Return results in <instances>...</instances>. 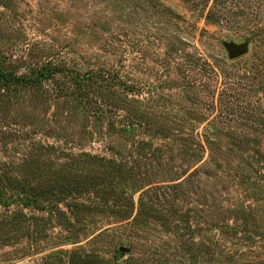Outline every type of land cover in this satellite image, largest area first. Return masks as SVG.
Wrapping results in <instances>:
<instances>
[{
    "label": "trees",
    "instance_id": "1",
    "mask_svg": "<svg viewBox=\"0 0 264 264\" xmlns=\"http://www.w3.org/2000/svg\"><path fill=\"white\" fill-rule=\"evenodd\" d=\"M262 2L213 0L207 24L224 29L238 12L264 14ZM250 30L255 37L249 33V40L264 44V25ZM111 46L109 53L125 52L123 45ZM84 56L23 59L22 72L7 67L11 56H0V96L37 92L35 108L53 110L62 143L60 150L33 147L42 152L38 162L47 160L41 171L32 168L30 156L27 169L12 171L0 162V235L2 230L22 234L14 245L33 253L44 242L79 244L39 264H264L261 68L240 65L218 73L188 55L189 94L180 107L187 117L177 119L170 110L173 95L147 88L127 70L124 54L115 64L97 54ZM200 106L209 113L198 115ZM217 110L206 134H195L200 116ZM219 179L233 183L236 195L229 200L235 203L221 205L223 191L213 184ZM100 224L115 229L103 227L99 233ZM165 233L168 244L156 246L152 238ZM101 237L119 242L111 246V258L80 244L94 246Z\"/></svg>",
    "mask_w": 264,
    "mask_h": 264
},
{
    "label": "rangeland",
    "instance_id": "2",
    "mask_svg": "<svg viewBox=\"0 0 264 264\" xmlns=\"http://www.w3.org/2000/svg\"><path fill=\"white\" fill-rule=\"evenodd\" d=\"M0 1H3L0 3V56L6 54L12 58L11 62L7 61V67L22 72L23 59L39 62L55 53L62 58L85 55L86 59L97 54L102 58L108 57L115 64L120 60L119 55L124 54L127 70L139 75L147 88L159 96L173 95L169 99L170 110L177 119L187 117V114L180 113V107L187 104L189 94L187 84L191 73L188 72V55L200 59L201 64L207 61L218 73L221 69L233 72L240 65H243L241 69L256 70L257 67L264 72V44L248 38L252 35L250 29L253 25H264V14L251 9L230 16L227 26L222 29L219 25H208L206 21L213 0ZM262 4L263 8L264 0ZM231 6L234 8V5ZM254 37L252 35V39ZM114 43L123 45L125 52L109 53V48L115 47L111 46ZM229 47H245L247 52L234 59ZM220 78L222 82L223 77ZM36 93L34 90H20L13 94L11 91L6 97L0 96V162L12 171L22 167L27 169L29 156L32 168L41 171L46 168L47 160L38 162L42 152H34L33 147L46 145L60 150L62 146L58 119L51 108H35V103L40 100ZM197 109L198 115L209 113L205 106ZM217 116L218 110L210 113L208 118L207 115L200 116L208 121L199 119L201 124L196 125L194 133L198 136L206 134L207 123ZM52 152L48 149L46 153ZM217 181L213 184L219 185L223 191L221 205L225 207L235 203L234 199L229 200L231 195H236L233 183L228 179ZM134 198L137 207L139 194ZM40 225L41 222H38V229L42 227ZM110 225L100 224V227L96 226V231L100 233L103 227L115 229L114 225ZM2 233L0 264H39L56 251L79 246L46 245L44 242L41 251L33 253L24 244L14 245L16 237L22 234L10 235L9 230H2ZM165 236L166 233L158 235L157 239L152 238L157 241L156 246L165 247L168 244L164 243ZM139 237L136 236V239ZM143 237H148V234H143ZM118 243L112 237H101L94 246L87 241L80 244H87L86 248L94 247L111 258V246Z\"/></svg>",
    "mask_w": 264,
    "mask_h": 264
},
{
    "label": "water",
    "instance_id": "3",
    "mask_svg": "<svg viewBox=\"0 0 264 264\" xmlns=\"http://www.w3.org/2000/svg\"><path fill=\"white\" fill-rule=\"evenodd\" d=\"M229 49H230L232 57L234 59H237V58H240V57L244 56L246 54V52H247L245 47H242V48L229 47ZM121 251L122 252H127L128 250L126 248H122Z\"/></svg>",
    "mask_w": 264,
    "mask_h": 264
}]
</instances>
